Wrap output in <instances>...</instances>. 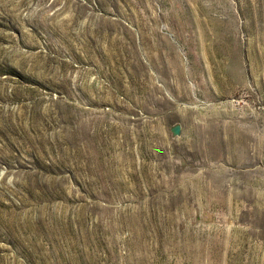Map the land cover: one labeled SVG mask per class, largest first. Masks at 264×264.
<instances>
[{
	"label": "rangeland",
	"instance_id": "rangeland-1",
	"mask_svg": "<svg viewBox=\"0 0 264 264\" xmlns=\"http://www.w3.org/2000/svg\"><path fill=\"white\" fill-rule=\"evenodd\" d=\"M0 264H264V0H0Z\"/></svg>",
	"mask_w": 264,
	"mask_h": 264
}]
</instances>
